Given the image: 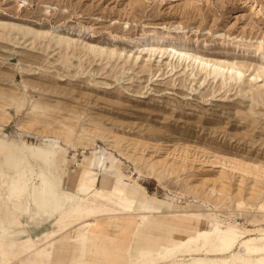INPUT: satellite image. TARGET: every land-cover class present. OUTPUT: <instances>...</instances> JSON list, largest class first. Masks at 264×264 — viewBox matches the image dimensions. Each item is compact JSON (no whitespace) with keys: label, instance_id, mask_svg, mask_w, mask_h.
Segmentation results:
<instances>
[{"label":"rangeland","instance_id":"1","mask_svg":"<svg viewBox=\"0 0 264 264\" xmlns=\"http://www.w3.org/2000/svg\"><path fill=\"white\" fill-rule=\"evenodd\" d=\"M37 150L53 154L38 163ZM0 151V170L15 177L12 164L30 165L34 182L45 174L61 196L54 218L23 206L39 246L72 205L101 207L86 182L89 172L99 188L105 169L127 200L71 226L84 250L89 240L94 252L135 257L159 229L178 234L185 214L198 228L264 229V0H0ZM8 217L0 264H75L38 251L13 259L26 239ZM98 262L85 254L80 264Z\"/></svg>","mask_w":264,"mask_h":264},{"label":"bare ground","instance_id":"2","mask_svg":"<svg viewBox=\"0 0 264 264\" xmlns=\"http://www.w3.org/2000/svg\"><path fill=\"white\" fill-rule=\"evenodd\" d=\"M173 52L179 55V58L183 56L182 53L174 50ZM185 57L192 62L199 63L201 68L206 66L218 71L238 72L233 65L226 66L218 61H206L195 55L185 54ZM179 60L180 62L183 61ZM218 71H215V77L220 75ZM23 148L25 151L33 150L28 145H24ZM40 152L37 150L32 155V158L38 163H42L43 158L53 154V152L48 153L45 151L42 154ZM4 155L0 151V158L4 157ZM12 166L14 168L16 166L15 177L8 175L4 170H0V213L3 212L7 214V217L9 216L7 221H18L22 225L20 230L15 233L26 239V245L23 247L22 253L12 256L15 260L18 258L22 259V256H28L27 254L33 251H38L42 257L63 258L75 264H80L85 254H92L94 261L105 264H264V229L237 231L235 228H231L229 233H227L220 229L219 223L213 229L198 228L191 223V214H185L184 220H177L178 234L170 226L167 234H165L163 229H159L158 234H151L144 241L138 243L135 249L136 256L132 258L128 257V254H131L130 250L119 255L108 252L104 248H99L94 252L92 250L94 245L89 240H86L85 247L87 249H82L80 246L81 230L71 226L80 225L85 221H91L90 226H92L94 224V216L115 212L120 207L121 201L127 200L125 199L126 192L124 187L122 185L114 186L113 179L106 173V169L100 175L99 188H95L97 178L91 176V173H87L86 184L95 190L92 199L100 204L101 207L90 206L81 209L80 206L74 207L72 205L67 212V216L58 223L57 227L59 230H53L46 234L47 245L39 246L29 236V232L20 219L25 212L23 206L29 202L38 218H54L56 213L62 208L60 204L61 196L56 192V185L45 174L37 177L40 183L36 184L33 180V170L30 165L29 168H27L28 165L17 166L12 164ZM247 170L240 169L238 172H242L244 176L254 175L250 172L253 170ZM28 173H30V178ZM64 199L65 203L73 204L75 197L71 194H65ZM13 202L17 203V207L12 208L11 212V203ZM244 206V203L238 204L239 208ZM263 208L261 205L259 209L262 210ZM70 218H75V220L70 221ZM198 221L201 225L203 224L201 219H198ZM70 230L72 231L69 232ZM62 231L64 235L62 234L63 237L57 241ZM234 231H237L238 234L231 233ZM2 233V235L0 234V250L9 244L6 241L7 236L10 237L9 234H14V232L5 228ZM239 243H241L242 252L234 254L235 248ZM184 255L195 257L189 261L178 260L179 257Z\"/></svg>","mask_w":264,"mask_h":264}]
</instances>
